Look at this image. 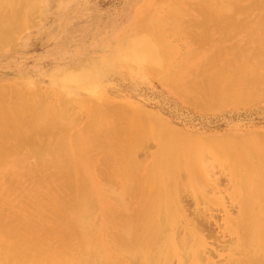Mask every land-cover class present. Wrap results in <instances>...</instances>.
Instances as JSON below:
<instances>
[{"label": "rangeland", "instance_id": "obj_1", "mask_svg": "<svg viewBox=\"0 0 264 264\" xmlns=\"http://www.w3.org/2000/svg\"><path fill=\"white\" fill-rule=\"evenodd\" d=\"M22 7L16 2L10 8H0V19H4L0 22V34L4 33L0 36V242L10 238L7 241L13 248L37 243L47 256H60L54 264H74L65 253L70 250L68 256L75 255L81 244L71 211L78 192L74 186L77 170L82 173L77 181L83 183L78 188H85L92 203L88 240L98 238V242L91 240V252L102 253V264H138L139 259L129 262L128 256L124 259L108 245L115 240L116 220L124 211L134 214L139 208V191L121 198L120 171L136 163L155 167L167 148L177 146L179 159L203 165L209 174L223 177L222 196H227L239 188L228 181L233 163L224 153L225 142L246 144L247 159L255 168L259 159L264 161V0H39L25 25L11 23ZM17 92L23 93L20 98ZM6 98L13 100L8 103ZM18 105L26 110L17 109ZM38 108L43 111L38 110L39 118L34 120ZM144 114L169 128L170 139L156 126L137 123L138 115ZM33 120L42 124V128L38 123L34 126L36 139ZM58 120L67 124V129L60 127L65 132H59L54 124ZM25 127L33 128V133L27 134L30 131ZM25 136L31 137L26 140ZM127 138L135 145L132 156L127 154L132 146ZM130 156L133 159L129 160ZM72 162L75 167L78 162L77 169ZM253 179L251 196L257 198L263 192ZM198 182L191 185V193L202 202L205 197L212 199L210 191ZM245 191L240 193L245 195ZM68 201L74 202L67 205ZM212 209L223 224L226 215L222 207ZM42 229L51 233L45 236ZM215 232L219 246L231 245L230 236L222 234L224 229ZM219 255L223 256L215 252L210 264L228 263V253ZM236 256L235 260L243 258Z\"/></svg>", "mask_w": 264, "mask_h": 264}, {"label": "bare ground", "instance_id": "obj_2", "mask_svg": "<svg viewBox=\"0 0 264 264\" xmlns=\"http://www.w3.org/2000/svg\"><path fill=\"white\" fill-rule=\"evenodd\" d=\"M38 1L39 0H0V8H10L16 2L19 3L20 5H22L23 6L22 9L19 11L20 15H18L16 17L15 21H10V22L11 23H13V22L19 23L20 22V23H23L25 25L27 23L26 19L28 18V16L30 17L33 13L31 15H28V14L31 13L30 11H31V9L34 8V5L38 4ZM220 1H222V0H220ZM215 8L217 9L216 6H215ZM17 9H18V7H17ZM39 9L40 8H38L37 10H39ZM220 9H221V7H220ZM223 12L225 13V11H223ZM218 15L221 16L220 14H218ZM223 15L224 14H222V16ZM0 20H1L0 21L1 24H3L4 19L3 20L0 19ZM12 20H13V18H12ZM6 21H8V20L6 19ZM158 24H160V23H158ZM11 29H13V28H11ZM0 30H2V29H0ZM3 30L5 32L6 29H3ZM145 30H146V28H145ZM193 31H195V30H193ZM13 32H15V30L14 31L11 30V33H13ZM1 34H0V36L3 37L4 33L2 35ZM7 35H10V34H7ZM13 35H15V34L13 33ZM153 35H155V34H153ZM7 37H9V36H7ZM162 38L163 37H161V39ZM1 40L3 41V39H0V41ZM162 44H163V42H162ZM4 47H6V46H4ZM1 50L2 49H0V52H1ZM146 51L148 52V50H146ZM146 55H147V53H146ZM165 55H167V54H165ZM256 56H258V55H256ZM166 57L167 56H165V58ZM244 66H243V68H244ZM240 72H242V71H240ZM162 75L163 74H161V77H162ZM214 76H216V75H214ZM211 77H213V76L211 75ZM164 80L166 81L167 78L165 77ZM242 81H243V79H242ZM14 83H16V82H14ZM215 83H213V85L211 83L210 84H211V86H214ZM237 83H238V80H237ZM21 88H23V87H21ZM9 89H11V88H9ZM46 90H48V89H46ZM11 91H13V89ZM14 91H15V89H14ZM17 91H19V90H17ZM210 91H212V90L210 89ZM52 92L51 93L49 92L50 95L52 94ZM0 93L2 94V92H0ZM18 93L19 92H17L16 95H18ZM20 94H23V93L22 92L19 93V96L17 98H20ZM35 94H38V93H34V95L33 94L32 95L37 96ZM40 94H42V92ZM40 94H38V95H40ZM24 95H26V94H24ZM50 95H48V96H50ZM216 95H217V93H216ZM6 96H8V95H6ZM235 96H236V94H235ZM22 98H24V97H22ZM30 98L31 97H29V101H30ZM37 98L39 99V96ZM211 99H213V97ZM7 100L9 103V101H11L13 99L8 98ZM15 100H17V99H15ZM24 100H26V98H24ZM17 101H19V100H17ZM39 101H41V100L39 99ZM89 101H91V100H89ZM91 102H93V101H91ZM216 103H217V101H216ZM35 104H38V103H35ZM69 104L72 105L73 103H69ZM13 105H15V103ZM16 105H17V103H16ZM23 105L27 106L26 102ZM69 106H67V107H69ZM81 106H83V105H81ZM29 107L31 108L32 104H31V106L29 105ZM40 107H42V106H40ZM39 108L37 109L36 112L34 111V114L38 113V110H39V112L41 111V113H42L43 110H41ZM17 109H20L22 111L25 108H21L19 106V107H17ZM63 109H65V108H63ZM27 110H29V109H27ZM30 110H32V109H30ZM33 110H36V109H33ZM216 110H217V107H216ZM21 111L19 112V110H18L20 115H22ZM44 111H45V109H44ZM66 111H68V110H66ZM61 112H62V110H61ZM41 113H40V115L42 117L46 115V113L44 115H42ZM62 114H63V112L61 113V115ZM65 114H66V112H65ZM61 115H60V117H61ZM35 116H37V117H35ZM35 116L32 115L31 118L35 117L34 120H37L39 118L38 117L39 115L36 114ZM63 117H65V116H63ZM137 118H138L137 123L140 122V124H142V125H144V124L150 125L151 124L152 126H156L159 129L160 134L164 133L167 140L170 139L169 128L158 123V121L152 115H149V114H144L142 116L138 115ZM20 119H22V118H20ZM34 120H33V123L31 122L33 127L36 126V123H38V121H36V123H34ZM40 121H41V119H40ZM43 121H41V122H43ZM59 121L60 120H58V122L57 123L55 122L54 124H57V127L60 130V131L59 130L58 131L61 132L60 127H62L63 125H62V123H59ZM14 122L16 123V120H14ZM22 123L24 124V122H22ZM64 123H65V121H64ZM37 125L40 126V128H42L41 123L40 124L38 123ZM66 125H64L63 127L67 129L68 127ZM34 128H35L33 131L34 133L32 132L33 128H31L32 130H28L25 127L24 130L26 129V130L30 131L29 133H27V131H26V133L27 134L33 133V136H34V134L36 133L35 130H37L36 127H34ZM40 128H38L39 133H42V132H40L41 131ZM55 128H56V126L54 127V129ZM72 128H70V129H72ZM140 128H138V129H140ZM20 129L18 128V130H20ZM70 129H68V131H70ZM50 130H51V128H50ZM21 131H22V129H21ZM53 131H55V130H53ZM15 132H16V130H15ZM62 132H65V131L62 130ZM135 132H136V130H135ZM49 133L53 134V132H49ZM66 133H68V132L66 131ZM155 133H158V132H155ZM36 135L37 134H35V136ZM132 135H131V137L130 136L129 137L132 138ZM35 136H34V138L36 139ZM135 136H136V134H135ZM29 137H31V136H28V138ZM160 137H162V136H160ZM45 138H46V135H45ZM49 138L50 137H48V139ZM25 139H26V136H25ZM105 139H106V137H105ZM16 140H17V138H16ZM127 140H128V138H127ZM131 141H133V140H131ZM131 141L128 140V143L129 142L131 143ZM105 142H106V140H105ZM147 142H146V144H147ZM132 143L130 144L132 146L131 147L129 146V149L127 148L128 149L127 154L129 153L131 156L134 155V152L131 153L132 152L131 150H133V151L135 150L134 148L132 149V147L135 146L134 143L133 144ZM102 145H104V144L102 143ZM222 146L224 149V153L233 163V167L229 168V174H228L229 180L228 181L230 184H233L234 186H237L239 188V189L235 188V190L232 193H229L227 196H222V194H223L222 190L223 189L221 188V185L224 182L221 178H223V177L217 178L216 174L215 175H212L213 173L209 174L206 171L207 168L203 165L195 166V165L191 164L190 162H184L183 160L179 159V155L181 152H180V148H178L177 146L173 147V149H169L166 147L167 150H166V152L164 151L165 155L163 157V160L158 161L157 165L155 167H153V166L150 167V164H151L150 162H149L150 164L146 162L147 164H149V166H145L142 164L138 165L137 163L132 165V163H131L132 166L130 168L128 167V169L120 171V173H121L120 177L123 180V186H124V188H122L123 189L122 190L123 195L120 194L121 198H122V196L124 197V194H126V193H128V194L131 193L130 194V196H131L132 193H136L135 191H139V193H138L139 194V208H138V211L136 209L137 213H134V214H131V213L129 214L128 212L124 211L125 212L124 215L120 216L116 220L117 222L115 221L116 223H114V224L117 225L116 234H114L115 240L112 242V239L110 240L109 239L110 237L108 238L110 240V242H112L111 244H108L111 247L110 249L111 250L113 249L112 251H115L120 256L122 255L121 257L124 256V259H125V257L128 256L127 260H128V258H130L129 262H131V261L133 262L132 258H134L135 259L134 262L139 261L138 264H210L212 262V258H214L212 256L215 252L218 253L219 257L223 256V255H219L220 252L228 253L229 257H228V263L227 264H254L255 261H256V263L264 264V161L259 159V163L257 165V168H255L254 165H251L249 163L250 160L248 161V159H247L249 150L247 149L246 144H238L235 142H225ZM219 147L220 146H218L217 148H219ZM68 148L66 150L68 151V154L69 153L71 154V152H70L71 150L69 151ZM69 149H72V148L70 147ZM219 150H221V149H219ZM125 156H126V154H125ZM131 156H130L129 160L133 159V157H134V156L133 157H131ZM226 158H225V160H226ZM69 159H71V158L69 157ZM72 159H73V157H72ZM158 159H160V158H158ZM77 163H76V167H75V163L72 162V164L74 165V166L72 165L73 168L77 169ZM78 170H81V168L78 167ZM200 171L202 173L199 176ZM75 172H76V177H77V175L79 174L78 173L79 171L77 172V170H76ZM74 173H73V176L75 175ZM81 174H79V176L77 178L73 177L74 180L75 179L78 180L79 177H80L79 178V180H80ZM253 177L256 178L255 179L256 182L254 181L255 183H257L256 186L263 192L262 194L259 193L260 197H257V198L251 196L250 181L254 180ZM226 178H227V176H226ZM71 179H72V177H71ZM77 180H75V185H74L78 191L77 194H76V192L74 193L77 195V197H75L76 195H73V197H75L76 200H74L75 202L74 201H68V204L67 203L66 204L69 205L70 202L71 203L74 202L73 206L71 205L72 206L71 211L74 212L73 218H75V221H74V219H72V220L74 221V223L76 222V225H77V229H75L77 236L74 233L73 234L71 232L70 233L72 234V236L75 235L76 237H79V239H80L79 241H81L80 242L81 244L80 243L79 244L82 247L79 245L80 249L78 250V252L76 251L75 255H73V256H71L69 253V256H71V257L68 256L67 252L70 250H68L69 248H67L66 250H68V251L65 253V256L67 255V257L70 259L73 258V261L72 260L71 261H72V263L74 262V264H95V262H99L98 264H102V263H100V262L104 261L102 253L100 252V254L102 256L99 254L96 255L98 253L97 252L98 250L93 251V252H91L92 250H90L91 249V240L94 239V236L90 235L92 237V239H91V237H89L90 240H88V233L92 232V231L88 232V230H90V228H91V227L89 228V226H88V224H90V223H87L88 217L90 216V215L88 216V214H89V212H91V214H93L92 208H91L92 203H91V201L89 202V200H87V197L90 194L86 193L87 191L84 190L85 189L84 187H83L84 189L83 188L80 189V187L78 188V185L81 186V184H83V183L80 181H77ZM198 180H200V183L198 182ZM228 181H227V183H228ZM195 182H198L197 184H201L203 189H206V191H208V192L210 191V193L212 194V199L205 197L204 202H202L196 193H191V190H189V189H190L191 185L194 184ZM221 182H222V184H221ZM76 183H78V184L76 185ZM238 184H239V186H238ZM222 186L225 187L224 185H222ZM73 187L71 189H75ZM243 189L246 190L245 193L243 192L245 195H242V193H240L243 191ZM75 191H76V189H75ZM254 191H255V189L253 190L252 193H254ZM226 192H228V191H226ZM229 192H230V190H229ZM216 195H217V197H216ZM225 195H226V193H225ZM115 196H117V195H115ZM135 197H133V198L135 199ZM250 197H253V199H250ZM226 199H228V202ZM58 203L60 204V201ZM211 203H212V206L219 205L220 207H222V210H223L224 214L226 215L225 220L223 221V224L219 223L220 221L217 220V215H215V213L212 212L213 209H212V206H210ZM227 203L228 204L230 203V206L229 205L227 206ZM193 205H194V208H192ZM256 206H258V208L261 209V211H259L258 208H256ZM58 207H59V205H58ZM236 207L239 211H238V215L236 216V218H234L232 212L233 211L235 212ZM126 209L128 210V207ZM126 209H124V207H123V210H126ZM60 210H62V209L60 208ZM63 211H65V210H63ZM73 212L71 214L69 213L70 215H68V217L73 216L72 215ZM60 215H62V214H60ZM62 216H60V218ZM33 217L31 219H33ZM63 217H62V220L64 221ZM66 217H67V215H66ZM66 217H65V219H66ZM58 218H59V216H58ZM218 219H219V217H218ZM39 220H38V222H39ZM66 221L68 223L70 222L68 220H66ZM89 221H90V219H89ZM112 222L113 221L111 220V223ZM86 226H88V229H86L87 228ZM61 227H63V226H61ZM73 228H75V227L73 226ZM68 229H67V231H68ZM217 229L218 230L224 229L225 232H223L222 234L223 235L228 234L230 236V241H231L230 246H227V243L224 242L225 239L222 240L223 241L222 243H225L226 245L219 246L218 234L215 232ZM47 230H49V229H47ZM47 230L42 229L43 232L47 231ZM64 230H66V228ZM71 230H73V229H71ZM58 231H60V230H58ZM48 232H50V231H48ZM48 232H46V233L48 234ZM53 232H54V230H53ZM46 233L44 232L43 235L46 236ZM54 233H58V232H54ZM61 234H64V233L61 232ZM13 235H15V233ZM52 235H54V237H55V234H52ZM68 235H69V232H68L67 236ZM62 236L64 237V235H62ZM75 236H73V237H75ZM51 237H50V239H51ZM47 238H48V236H47ZM224 238H227V237H224ZM9 239L10 238H5L0 242V264H54L55 258L60 257V256H57V254H52V255H54V256L51 255L52 257L47 256L46 251L43 250V248H39L40 247L39 244H38V247L35 246L37 243L35 245H33L31 243V245H33V247H31L30 244L29 245L25 244V245H20L19 247L13 248L10 245L12 243L7 241ZM56 239H58V236ZM64 239H67V237H65ZM97 239H94V240L97 241ZM67 240H64V242ZM50 241H52V240H50ZM79 241H77V243ZM93 243H94V241H93ZM63 244H65V243H61L60 245L63 247ZM216 244L218 246L216 248H214L213 245H216ZM67 245L65 244V247H69V245L68 246ZM6 246L8 247L7 249H6ZM75 246H76V244H75ZM62 247L59 246L58 248L60 250H63ZM50 250H52V249L50 248ZM73 251H71V253ZM236 255L237 256L239 255L240 257H243V258L240 260H235L234 257ZM62 257H64V256H62ZM137 259H139V260L137 261ZM62 261H63V259H62ZM63 263L65 264V262H63ZM63 263H61V264H63ZM133 264H135V263H133ZM217 264H222V263H217Z\"/></svg>", "mask_w": 264, "mask_h": 264}]
</instances>
